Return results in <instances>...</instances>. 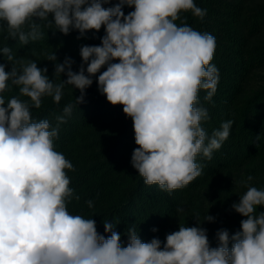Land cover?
Segmentation results:
<instances>
[{"label": "clouds", "instance_id": "9594fccd", "mask_svg": "<svg viewBox=\"0 0 264 264\" xmlns=\"http://www.w3.org/2000/svg\"><path fill=\"white\" fill-rule=\"evenodd\" d=\"M108 4L112 0H0L7 38L22 45L43 39V27L63 35L76 30L77 39L101 28L105 33L100 45L81 46L78 71L72 70L70 57L63 63L57 62L56 52L47 57L54 63L53 76H67L59 83L49 78L47 67L16 59L7 46L0 49L7 62L0 63V264H264V211L257 213L264 207V189L252 186L251 175L239 181L246 191L231 206L244 217L240 230L232 235L218 230L216 247L201 226L214 221L208 214L203 221L197 216L195 226L179 224L163 242L158 237L144 242L130 227L125 244L115 230L118 224L103 220L104 235L95 219L69 211L71 201L80 199L67 175L75 169L55 150L54 140L73 108L85 102L93 77L107 102L122 105L132 120L137 145L132 167L146 185L169 194L201 175L197 157L210 160L233 125L223 122L211 136L202 127L210 117L199 104V93L205 91V101H211L219 83V70L211 63L216 40L176 23L187 11L202 20L206 9L194 0ZM124 6L134 10L125 15ZM66 85L80 92L75 105L63 108L55 126L47 119L34 121L31 108L39 109L44 97L59 105ZM12 86L19 95L6 100L3 94ZM86 203L94 206L92 200Z\"/></svg>", "mask_w": 264, "mask_h": 264}, {"label": "trees", "instance_id": "16d2710c", "mask_svg": "<svg viewBox=\"0 0 264 264\" xmlns=\"http://www.w3.org/2000/svg\"><path fill=\"white\" fill-rule=\"evenodd\" d=\"M116 2L112 0L105 7ZM194 2L206 9L204 18L201 20L187 11L180 14L176 23L183 22L215 37L211 63L219 70V83L212 100L205 101V91L199 93V104L207 108L210 117L202 127L211 136L223 122L233 121L229 137L213 152L212 158L197 157L202 165L201 175L171 194L158 185H146L131 165L132 152L137 147L132 120L123 113L122 105L112 106L100 94L97 77H93V84L85 90V102L73 108L54 140L55 150L63 153L75 169L67 175L70 187L80 199L71 201L69 211L95 219L98 232L104 235L107 234L103 220L118 224L115 230L121 233L125 244L124 234L130 227L137 229L144 242L154 237L163 242L166 234L178 230L179 224L195 226L197 216L203 221L208 214L214 221H205L201 226L207 229L210 245L216 247V232L227 229L232 235L240 230V221L244 219L231 207L246 191L239 181L251 175L252 186L264 189V0ZM132 10L128 6L123 8L125 15ZM42 31L43 39L22 45L18 40L7 38L6 25L0 22V49L7 46L16 59L35 61L39 68L47 67V75L57 83L67 76H53L54 63L47 57L56 52L59 63L70 57L75 61L72 70L78 71L82 63L81 46L100 45L105 34L101 28L77 39L76 30L68 35L53 33L55 28L43 27ZM5 60L0 52V63L7 64ZM10 69L8 64L6 71ZM3 95L7 100L19 95L18 89L12 86ZM79 96L78 89L66 85L59 105L51 97H44L39 109L31 108L32 119H47L55 126V117L63 114L67 104L75 105V98ZM88 200L93 201L92 208L87 206ZM177 207H182L183 213L178 214ZM260 211L264 207H258L257 213ZM154 227L157 232L151 231Z\"/></svg>", "mask_w": 264, "mask_h": 264}]
</instances>
